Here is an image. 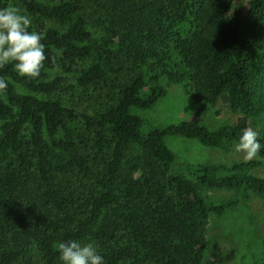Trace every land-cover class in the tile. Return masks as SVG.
<instances>
[{
	"label": "trees",
	"instance_id": "trees-1",
	"mask_svg": "<svg viewBox=\"0 0 264 264\" xmlns=\"http://www.w3.org/2000/svg\"><path fill=\"white\" fill-rule=\"evenodd\" d=\"M13 3L32 17L29 30L42 34L48 59L35 79L12 63L0 69L8 84L0 93V264H63L58 243L88 238L104 264H202L210 216L254 194L264 199L257 173L264 130L254 159L188 164L192 179L174 170L166 137L221 148L264 115V0H247L245 13L236 0H0V7ZM90 23L103 30L101 41ZM183 25L190 29L181 33ZM59 67L98 96L96 112L65 104L67 78L49 79ZM164 76L187 81L199 107L144 132L132 109L165 95ZM219 100L241 115L211 129L201 114ZM204 188L234 194L215 200Z\"/></svg>",
	"mask_w": 264,
	"mask_h": 264
},
{
	"label": "rangeland",
	"instance_id": "rangeland-1",
	"mask_svg": "<svg viewBox=\"0 0 264 264\" xmlns=\"http://www.w3.org/2000/svg\"><path fill=\"white\" fill-rule=\"evenodd\" d=\"M12 5L18 7L21 12L27 15L31 21L32 17L28 15L18 4ZM235 7L241 13L247 9V0H236ZM182 28V29H181ZM89 29L93 33L95 41H101L104 32L101 28H96L92 23ZM184 29H190L189 25L180 26L181 33ZM60 55V52H58ZM174 61H179V55L176 49L171 50ZM92 58L80 62L81 66H88ZM175 68V67H174ZM66 77L65 88L59 92V96L65 104L73 107L80 114L86 110L90 113L96 112L101 105L97 102V95L85 94L82 89H77L74 72H66L62 67L49 70V79L56 76ZM160 82L166 87V93L151 108H133V113L143 119L142 130L148 132L154 127L168 126L177 124L191 117L192 113L199 107L193 99L192 92L189 91L187 81L170 82L166 76L161 77ZM75 86L77 94L74 96L69 93ZM17 89L24 94H31L30 90L17 85ZM66 89H69L67 92ZM94 96V97H93ZM239 111L231 110L222 100L216 104L207 105L202 111L203 122L211 129L219 128L226 124H233L240 116ZM252 129L259 132L264 130V115L255 121ZM1 124V121H0ZM82 126V118L79 116L78 127ZM166 143L176 154V163L174 170L193 178L187 168V165L196 164H225L230 165L234 161L244 160L242 153L235 151V144L228 142L225 147H210L194 138L183 136H168ZM257 173L264 175V166L257 170ZM215 200L223 199L233 192L214 191L203 189ZM207 239L209 244L205 250L202 264H257L264 257V199L257 195L247 201H241L237 206L225 211L222 215H211L207 227ZM94 243L98 249L95 240L88 238L82 243Z\"/></svg>",
	"mask_w": 264,
	"mask_h": 264
},
{
	"label": "clouds",
	"instance_id": "clouds-1",
	"mask_svg": "<svg viewBox=\"0 0 264 264\" xmlns=\"http://www.w3.org/2000/svg\"><path fill=\"white\" fill-rule=\"evenodd\" d=\"M31 19L14 5L0 7V69L9 63L14 65L20 77L35 79L41 75L45 54L43 36L30 31ZM8 84L0 78V93L7 90ZM259 133L246 128L235 144V151L243 154L244 161H251L260 152ZM59 259L63 264H104V257L98 253L94 243H81L68 240L58 243Z\"/></svg>",
	"mask_w": 264,
	"mask_h": 264
}]
</instances>
